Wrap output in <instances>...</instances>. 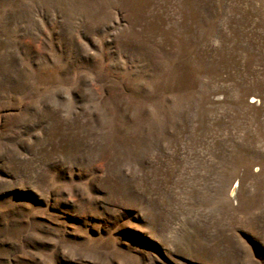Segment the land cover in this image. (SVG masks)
<instances>
[{"label":"rangeland","instance_id":"obj_1","mask_svg":"<svg viewBox=\"0 0 264 264\" xmlns=\"http://www.w3.org/2000/svg\"><path fill=\"white\" fill-rule=\"evenodd\" d=\"M0 264H264V0H0Z\"/></svg>","mask_w":264,"mask_h":264}]
</instances>
